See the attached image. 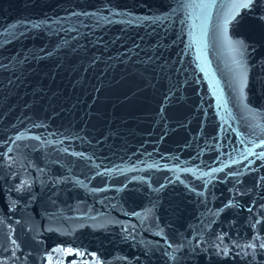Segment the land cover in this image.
Returning a JSON list of instances; mask_svg holds the SVG:
<instances>
[{
    "label": "water",
    "instance_id": "1",
    "mask_svg": "<svg viewBox=\"0 0 264 264\" xmlns=\"http://www.w3.org/2000/svg\"><path fill=\"white\" fill-rule=\"evenodd\" d=\"M0 264H264V0H0Z\"/></svg>",
    "mask_w": 264,
    "mask_h": 264
},
{
    "label": "snow or ice",
    "instance_id": "2",
    "mask_svg": "<svg viewBox=\"0 0 264 264\" xmlns=\"http://www.w3.org/2000/svg\"><path fill=\"white\" fill-rule=\"evenodd\" d=\"M244 6H247V5H244Z\"/></svg>",
    "mask_w": 264,
    "mask_h": 264
}]
</instances>
